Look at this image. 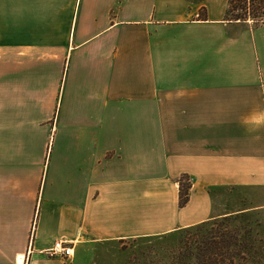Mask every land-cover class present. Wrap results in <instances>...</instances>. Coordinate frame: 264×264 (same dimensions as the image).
Here are the masks:
<instances>
[{
    "label": "crops",
    "instance_id": "1",
    "mask_svg": "<svg viewBox=\"0 0 264 264\" xmlns=\"http://www.w3.org/2000/svg\"><path fill=\"white\" fill-rule=\"evenodd\" d=\"M227 4L0 0V264L264 208V21Z\"/></svg>",
    "mask_w": 264,
    "mask_h": 264
},
{
    "label": "rangeland",
    "instance_id": "2",
    "mask_svg": "<svg viewBox=\"0 0 264 264\" xmlns=\"http://www.w3.org/2000/svg\"><path fill=\"white\" fill-rule=\"evenodd\" d=\"M244 4L251 9L257 8V16L264 18V0H232L233 8L225 16L230 17V14L236 12V5ZM252 12L254 11L250 10V14ZM220 196L223 201L221 207L219 205L221 213L250 207L246 200L239 195L235 196L231 191H221ZM236 198H239V202L234 201ZM210 229L219 231V234L216 233L218 237L224 231L231 238V249L235 253L243 254L246 261H256L258 264L264 262V208L240 211L228 217L219 216L202 225L199 231L176 229L160 235L100 242L82 247L80 254L86 264H193L196 243L191 241V236ZM78 248L81 247L76 244L70 259L75 257Z\"/></svg>",
    "mask_w": 264,
    "mask_h": 264
},
{
    "label": "trees",
    "instance_id": "3",
    "mask_svg": "<svg viewBox=\"0 0 264 264\" xmlns=\"http://www.w3.org/2000/svg\"><path fill=\"white\" fill-rule=\"evenodd\" d=\"M235 6V5H234ZM233 8L232 0H228V6L226 9V14H228L229 9ZM236 12L230 14V17H226L229 20H248L251 19L254 22L264 21V18L257 16V8H250L249 5L235 6ZM250 10L254 11L250 14ZM243 11V12H240ZM191 182L187 175H180L178 178V206H183L189 197V187ZM229 215H224L222 217H228ZM218 217L212 218L207 221L200 222L188 227L180 228L183 230L193 229L198 230L208 221L217 219ZM219 231L208 230L205 233H195L191 236V241L196 243L193 264H258L256 261H246V257L243 254L235 253L231 249L229 236L221 231V236L218 237ZM234 253V254H233ZM264 264V262L262 263Z\"/></svg>",
    "mask_w": 264,
    "mask_h": 264
},
{
    "label": "built area",
    "instance_id": "4",
    "mask_svg": "<svg viewBox=\"0 0 264 264\" xmlns=\"http://www.w3.org/2000/svg\"><path fill=\"white\" fill-rule=\"evenodd\" d=\"M46 252L49 256H55L65 260L70 259L73 256V242L64 238L56 239L53 241L52 245L47 248Z\"/></svg>",
    "mask_w": 264,
    "mask_h": 264
}]
</instances>
